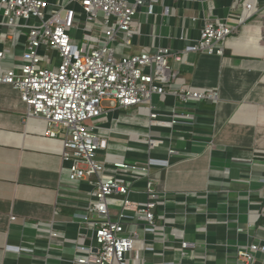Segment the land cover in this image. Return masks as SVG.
<instances>
[{"label": "crops", "instance_id": "1", "mask_svg": "<svg viewBox=\"0 0 264 264\" xmlns=\"http://www.w3.org/2000/svg\"><path fill=\"white\" fill-rule=\"evenodd\" d=\"M245 2L143 0L133 43L118 46L124 54L169 47L183 58L173 61L174 88L220 93L218 103L184 107L169 94L128 108L108 101L109 113L92 121L108 141L101 160L152 161L151 177L161 195L157 228L138 226L140 240L153 248L136 243L138 264H236L238 248L264 243V0H256L257 12L222 42L223 55L187 51L205 19L237 24ZM27 33L25 26L6 25L0 7L4 68L20 69ZM151 104L161 117L175 107L193 117L172 129L151 126ZM28 113L20 91L0 83V264H81L77 258L86 252L79 245L90 244L91 231L73 213L86 210L94 186L68 181L61 138L48 136L45 120ZM151 135L165 142L150 149ZM169 148L176 153L170 155ZM146 181H127L131 200L147 202ZM53 229L63 235L50 240ZM180 240L196 245L183 255ZM257 264H264V254Z\"/></svg>", "mask_w": 264, "mask_h": 264}, {"label": "built area", "instance_id": "2", "mask_svg": "<svg viewBox=\"0 0 264 264\" xmlns=\"http://www.w3.org/2000/svg\"><path fill=\"white\" fill-rule=\"evenodd\" d=\"M142 2L0 0L5 24L28 28L19 70L4 68L6 52L0 49V83L18 89L28 106V115L45 120L48 136L61 138L68 181L78 184L89 180L94 186L86 210L73 213L74 218L83 220L91 231L90 244L79 245V249L86 252L77 258L81 264H138V226L151 231L157 228L156 213L161 195L151 177L152 161L140 164L99 158V154L106 151L108 141L92 121L109 113L105 103L112 101L117 107L128 108L150 101L155 95L168 94L183 107L194 102L218 103L220 100L218 89L173 87L178 75L173 61L181 63L183 58L169 47L135 54L118 51L119 44L130 46L133 43L136 33L133 21ZM255 12L256 0H246L237 24L218 18L205 19L200 37L187 51L223 55L222 42ZM78 29L82 31L81 39L72 34ZM49 51L58 61L56 68L42 65ZM53 62L52 58L49 63ZM148 110L150 125L162 128L172 129L193 117L191 112L177 107L168 118L161 117L154 104ZM148 142L153 149L159 148L165 140L151 135ZM175 153L176 150L169 148L170 155ZM140 177L147 180L145 203L130 199L132 189L127 181ZM62 235L53 229L50 240ZM140 243L144 250L153 249L145 246L144 241ZM195 245V242L180 240L183 255ZM261 254H264L262 242L240 247L235 263L257 264Z\"/></svg>", "mask_w": 264, "mask_h": 264}, {"label": "rangeland", "instance_id": "3", "mask_svg": "<svg viewBox=\"0 0 264 264\" xmlns=\"http://www.w3.org/2000/svg\"><path fill=\"white\" fill-rule=\"evenodd\" d=\"M72 34L75 35L77 39H81V37H82V31L80 29L74 30L72 32ZM52 58L54 59V62H53V64H50L49 61L52 60ZM57 64H58V61L56 58H54L52 51H49L48 53L45 54V58L42 61L43 66L45 65V66L50 67V68H56ZM3 66L5 67L4 64H3Z\"/></svg>", "mask_w": 264, "mask_h": 264}, {"label": "water", "instance_id": "4", "mask_svg": "<svg viewBox=\"0 0 264 264\" xmlns=\"http://www.w3.org/2000/svg\"><path fill=\"white\" fill-rule=\"evenodd\" d=\"M145 1H149V0H145Z\"/></svg>", "mask_w": 264, "mask_h": 264}]
</instances>
